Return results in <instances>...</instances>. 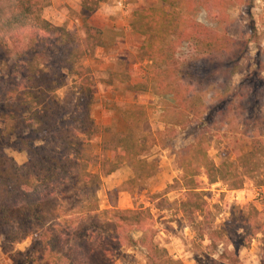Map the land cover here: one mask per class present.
Wrapping results in <instances>:
<instances>
[{
    "label": "trees",
    "instance_id": "1",
    "mask_svg": "<svg viewBox=\"0 0 264 264\" xmlns=\"http://www.w3.org/2000/svg\"><path fill=\"white\" fill-rule=\"evenodd\" d=\"M102 1L80 0L85 33L80 38L43 17L50 0H0V70L3 59L14 56L10 84L0 88L4 122L0 128V236L12 264H116L122 247L137 245L144 248L147 264H179L154 241L148 215L141 208L99 206L104 174L128 165L136 181L151 177L158 168L155 160L145 156L146 141L133 134V125L146 119L143 106L120 111L126 128L101 142L109 157L90 151L101 128L92 116L95 81L83 60L104 43L102 29L88 22L89 13ZM159 1L168 9L147 7L133 12L131 29L143 36L140 55L148 64L146 80L128 87L169 97L163 109L165 128L189 127L194 133L193 140L176 152L181 174L174 182L181 194L174 203L196 225L200 240H207L205 248L217 255L208 262L197 255L196 264H242L240 250L248 249L255 239L261 249L259 264H264V208L231 206L227 218L216 224L200 178L203 175L207 183L223 179L237 189L246 173L264 167V112L254 113L249 126L242 120L239 126H226L233 115L241 117L240 103L249 98L244 79L236 89L228 85L241 70L238 60L245 47L217 69L216 61L230 55L237 41L197 18L201 8L217 18L237 1L249 0ZM197 59L206 61L210 69L204 77L189 71L191 61ZM253 63L249 75L259 81L264 48H257ZM62 87L67 88L65 101L69 96L73 101L68 114L61 113L64 102L56 94ZM251 99L264 107L259 91ZM225 133L233 135L229 149L234 160L222 157L216 163L208 155L210 139H221ZM239 134L250 139L246 152L235 145ZM7 147L25 152L27 159L16 163ZM134 231L140 235L134 237ZM24 240L29 243L22 251L17 245ZM225 241L228 245L217 253Z\"/></svg>",
    "mask_w": 264,
    "mask_h": 264
},
{
    "label": "rangeland",
    "instance_id": "2",
    "mask_svg": "<svg viewBox=\"0 0 264 264\" xmlns=\"http://www.w3.org/2000/svg\"><path fill=\"white\" fill-rule=\"evenodd\" d=\"M103 0L102 2H106ZM104 7L102 4L95 10ZM157 8L168 9L163 6L160 1L155 6ZM92 12V14L95 13ZM197 18L200 22L207 26H212L220 31H225L237 41L236 48L232 53L223 59L216 61L215 66L220 69L225 66L226 62L231 58H236L241 54L242 58L238 60L241 70L234 74L229 82V88L236 89L244 79V88L249 90L248 99H244L240 104L243 106L241 117L234 116L231 119L230 125L239 126V120L244 124L251 125L254 113L264 112V107H260L259 103L251 97L255 96V92H260L264 95V71L260 73L259 81H253L249 72L254 69V55L257 48H264V0H249L237 1L235 5L229 6L225 15H217V18L211 17L204 8H201ZM96 20V18H95ZM72 33L80 38H83L85 33L82 26H76ZM115 36L109 35V40ZM137 54L129 53L125 61L121 60V65L116 70L111 69L113 66L105 64L99 57H85L83 62L91 69L94 86L93 91L99 92L101 95L103 88L113 80L124 82L128 76L127 66L130 63H137L138 60H144ZM14 56L5 57L3 59L0 70V88L2 84H10L7 81ZM206 62V61H205ZM203 59L193 60L190 63L189 71L196 73L201 77L208 74L210 70ZM218 71L216 72V74ZM137 75V69H136ZM218 78V75L216 76ZM124 88L131 90L127 85ZM66 87L59 89L56 94L62 104V114H68L73 105L70 96L67 101ZM151 91V90H150ZM153 92V91H152ZM154 93V92H153ZM155 94V93H154ZM156 95L151 102L146 112V119L133 125V134L135 137L145 140L149 149L145 156L149 160H155L158 163L157 171L154 175L146 179L132 181L135 177V172L128 165H122L110 174H104L102 185L98 192L100 208H121L130 211H136L141 208L148 215L147 224L154 231V241L161 247H165L169 255L179 262V264H196L195 257L198 255L204 262L217 257L216 253L210 248H205L207 240H200L197 233V227L185 215L182 214L177 204L174 203L178 199L181 190L175 184V179L181 174V170L177 164L176 152L181 147L189 144L193 140V131L187 127L181 128H165L163 124V109L164 105L169 100V97ZM112 105L107 107L111 111L106 125H101L103 119L102 110L93 108L92 116L95 123L101 128V132L92 140L91 152L100 155V158L109 157V151H103L101 142L109 140L115 131L124 130L126 123L121 118L120 111L126 109L124 104H117L114 100L110 101ZM95 104V103H94ZM93 104V105H94ZM136 106V105H135ZM224 105H222L223 107ZM217 107V106H215ZM217 113V110H216ZM215 114V112L213 113ZM211 118L214 119V115ZM165 117H169L166 116ZM221 117V116H220ZM219 118V117H218ZM242 118V119H240ZM247 119L248 121L244 120ZM97 120L99 123H97ZM244 120V121H243ZM224 124V123H223ZM4 125L0 118V128ZM235 145L241 152H246L250 149V139L248 135H235ZM233 140L231 133L222 134L221 139H210L208 155L216 163L220 162L222 157L229 160H234V155L229 149V144ZM235 140V139H234ZM5 151L11 156L16 163L21 164L27 159L25 152L13 151L10 148H5ZM204 184L201 185L204 189V200L207 208L214 214V223L219 224L228 216V210L231 206H238L246 210L250 206H254L261 210L264 208V167L262 166L256 172L246 173L243 176V184L240 188L232 189L228 181L219 179L213 183H207V179L200 175ZM154 195H158L155 198ZM140 235L139 231H134L133 236ZM29 241L24 240L17 245L20 250H25ZM228 242L220 244L216 252H220ZM261 255L260 244L257 239L253 240L248 249H241L239 258L242 264H259ZM116 264H147L145 250L140 246L122 247L115 256ZM0 264H12L9 253L3 249V238L0 236Z\"/></svg>",
    "mask_w": 264,
    "mask_h": 264
},
{
    "label": "crops",
    "instance_id": "3",
    "mask_svg": "<svg viewBox=\"0 0 264 264\" xmlns=\"http://www.w3.org/2000/svg\"><path fill=\"white\" fill-rule=\"evenodd\" d=\"M159 0H107L100 2L104 7L88 15V22L101 28L103 31L104 43L95 49V57H99L105 64L113 66L111 69L116 70L121 65V60L129 53L137 54L139 57L140 46L143 36L135 33L131 29V19L136 9L155 6ZM80 0H50L42 12L43 17L55 25L64 26L71 33L76 26H82L80 17ZM96 18V20H95ZM109 35L115 36L114 39H108ZM102 64V63H100ZM148 60H138L137 63H130L127 66L128 76L124 82L113 80L104 86L100 95L99 92L93 91L95 104L93 108H99L103 119L101 125L108 123L111 111L107 109L114 100L117 104H124L126 109H131L135 105L143 106L146 110L151 106V101L156 95L150 90H128L123 85L142 83L146 80V65ZM137 69V75H136ZM150 108V107H149ZM97 123L98 120H97Z\"/></svg>",
    "mask_w": 264,
    "mask_h": 264
}]
</instances>
